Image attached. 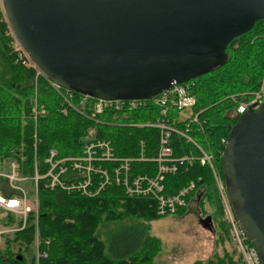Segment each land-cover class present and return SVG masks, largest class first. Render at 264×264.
<instances>
[{"label": "trees", "instance_id": "16d2710c", "mask_svg": "<svg viewBox=\"0 0 264 264\" xmlns=\"http://www.w3.org/2000/svg\"><path fill=\"white\" fill-rule=\"evenodd\" d=\"M15 41L0 0V172H9L8 163L16 162L21 174L34 185L32 178L36 166L40 176L46 174L48 165L45 160L51 150L58 151L59 159L81 155L84 138L90 128L96 129L97 136L110 138L119 156L136 157L141 142H145L149 149L147 156L155 155L160 131L129 126L149 120L144 110L126 111V116L108 112L96 115L95 120L75 110L63 115L60 111L62 98L43 78L38 81V95L40 103L47 109V115L35 127L31 100L35 95L36 72L17 62ZM226 53L228 60L224 65L213 67L205 75L189 82L197 98L195 111L200 112L199 124L192 125V136L214 155L216 168L223 177L225 147L222 141L228 139L231 128L240 117L237 112L239 104L254 96L264 76V19L257 20L251 30L234 38ZM73 93L77 98L81 96L79 92ZM74 102L79 104V99ZM87 111L92 114L89 105ZM104 127L110 130L106 131ZM178 127L183 128V123ZM172 146L178 157L193 149L178 135L173 137ZM144 168L153 170V165L140 163L135 167L138 172ZM70 176L75 177V174ZM66 181L71 182L68 178ZM99 181V176L94 177V189ZM191 181L197 185L193 197L198 200L201 209L207 211L209 206L212 208L209 209V216L219 231L217 243L231 241L234 246L232 253L225 251L222 258L212 259L207 264H246L235 242L209 166L196 162L182 167L176 175L166 178L167 193L176 194ZM45 183L46 180H40L38 187V233L40 251L47 257L37 260L32 250L37 227L36 216L30 214L24 230L5 238L4 247H0V264L154 263L160 251L159 240L155 238L134 236L130 239L121 236L122 239H118L119 236H115L109 250L106 243V237L129 219L152 221L161 217L153 200L128 198L124 188L116 185L88 198L59 188L46 189ZM7 185L8 180L0 177V192L4 197L11 198L14 192ZM186 210L182 209L179 213L183 214ZM8 215L3 225L21 224L20 220Z\"/></svg>", "mask_w": 264, "mask_h": 264}, {"label": "water", "instance_id": "95a60500", "mask_svg": "<svg viewBox=\"0 0 264 264\" xmlns=\"http://www.w3.org/2000/svg\"><path fill=\"white\" fill-rule=\"evenodd\" d=\"M3 8L51 81L110 101L151 99L224 65L229 43L264 19V0H3ZM222 165L236 220L264 264V103L231 128ZM200 222L214 231L211 216Z\"/></svg>", "mask_w": 264, "mask_h": 264}, {"label": "built area", "instance_id": "2783aa9c", "mask_svg": "<svg viewBox=\"0 0 264 264\" xmlns=\"http://www.w3.org/2000/svg\"><path fill=\"white\" fill-rule=\"evenodd\" d=\"M14 47L17 54V62H20L25 67L33 68L36 72L34 80L35 95L31 100L32 119L35 127H37L39 120L47 115V109L40 103L38 95V81L43 78L62 98L60 111L63 115H67L70 110H75L82 116L95 120L96 115L108 114V112L114 111V115L122 114L126 116V111L144 110L149 120L145 123H132L129 126L156 128L160 131L159 146L153 157L147 156L149 149L145 142L140 143L136 157L119 156L110 138H95L93 131H90L88 136L84 138L85 144L80 156L59 159L58 151L55 149L51 150L45 160L48 165L46 174L40 176L36 166V173L32 178L35 191V198H33L32 203L26 189L17 184L28 182L29 178L21 174L16 162L8 163L9 172H0V177L8 180L9 188L14 192V195L11 198H7L0 192V208L7 211L8 214L18 215L17 219L21 221V224L15 230H23L28 226V216L30 214L36 216L37 234L35 248L38 259L41 256L46 257V254L40 251L38 233V187L40 180H46V189L54 190L59 188L68 193H78L88 198L97 196L109 186H120L124 188L128 198L153 200L158 215L167 216L177 214L182 209L190 207L197 185L194 181H191L176 194H169L167 193L166 178L176 175L182 167L192 166L198 162L202 166H209L211 169L216 186L225 204L232 234L244 261L246 264H262L258 251L250 244L236 220L234 211L227 198L226 186L223 181L224 177L216 168L214 155L198 144L192 136V125L199 124L200 112L195 111L197 98L193 94L192 85L189 82L176 84L161 95L145 100L119 99L110 101L86 94H81L77 98L73 91L64 89L51 81L31 60L17 39ZM75 97L79 99V104H75ZM263 103L264 76L260 89L249 101L241 102L237 112L241 116L250 108L258 110ZM88 105L92 114L87 111ZM180 123H183V128L178 127ZM175 135L184 138L187 143L193 146V149L183 156H175L172 146V139ZM227 140L224 139L222 141L224 147L227 144ZM140 163L153 165V170L152 168H144V170L138 172L135 167ZM71 174H75V177L70 176ZM96 176L100 177V181L94 189V177ZM66 178L71 182L68 183ZM2 234L4 233L0 231V241L3 239Z\"/></svg>", "mask_w": 264, "mask_h": 264}, {"label": "rangeland", "instance_id": "374dc122", "mask_svg": "<svg viewBox=\"0 0 264 264\" xmlns=\"http://www.w3.org/2000/svg\"><path fill=\"white\" fill-rule=\"evenodd\" d=\"M1 2L3 5L2 0ZM104 129L106 131L110 130V128L106 127H104ZM90 131L94 132L95 138H101L97 136L95 128H90L85 138L88 136ZM196 141L203 148H205V145H203L199 139ZM223 181L226 186L224 179ZM17 184L23 186L26 189L32 203L33 198H35L33 184L30 182H21ZM7 188L10 189L9 185H7ZM103 191H101L99 194H101ZM220 197L224 204L221 193ZM190 204V207L183 214L177 213L161 216L158 219L152 221L144 219H129L125 221L122 226L117 228L114 232H111V236L106 237L108 250L109 246L113 242V239H115V236H119L118 239H122L121 236L129 237L130 239L134 236H137L141 239L151 237L159 240L160 251L155 257L153 264H195L196 262L207 264L212 259L216 260V258H222L225 255V251L232 253L234 246L231 241H227L224 244L217 243L220 236L217 227H214V231H212L203 228L201 225V218H206L207 216L211 215L209 209L212 208L209 206L207 211L201 209V206L196 199H193ZM206 207L207 205L204 207V209ZM7 215L8 212L0 208V231L4 233L2 234L3 239L0 241L1 248L4 247V240L7 236H12L17 231H21L15 230L19 227V225H3V222L7 221L8 219L6 218ZM11 217L15 220H18V215L16 214H12ZM32 250H34L36 253L35 244L32 247ZM234 256L235 258H238L237 255ZM37 260H39L38 256Z\"/></svg>", "mask_w": 264, "mask_h": 264}]
</instances>
